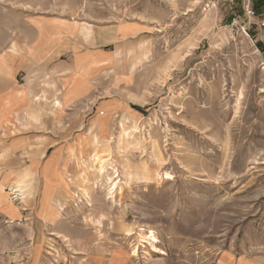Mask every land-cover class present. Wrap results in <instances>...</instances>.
I'll list each match as a JSON object with an SVG mask.
<instances>
[{
	"label": "rangeland",
	"instance_id": "rangeland-1",
	"mask_svg": "<svg viewBox=\"0 0 264 264\" xmlns=\"http://www.w3.org/2000/svg\"><path fill=\"white\" fill-rule=\"evenodd\" d=\"M210 1L0 0L14 30L61 22L78 40V98L51 114L70 85L36 69L41 99L0 132V264H264V27L248 0ZM47 162L72 195L52 218Z\"/></svg>",
	"mask_w": 264,
	"mask_h": 264
},
{
	"label": "crops",
	"instance_id": "crops-1",
	"mask_svg": "<svg viewBox=\"0 0 264 264\" xmlns=\"http://www.w3.org/2000/svg\"><path fill=\"white\" fill-rule=\"evenodd\" d=\"M14 27L9 22L0 21V132L10 130L11 122L13 124L25 123L24 116L33 113L36 99H41L40 96H35L40 92V88L30 76L35 73L36 69L48 68L53 72H58L70 85L68 89L63 84L66 92L62 91V97L55 98L51 114L55 116V112L62 110L64 105L72 104L78 98V40L72 34L75 27L48 20L24 26L21 30H14ZM92 30V26H89L82 32L89 34ZM38 105L43 106V101L38 100ZM26 123H28L27 120ZM90 126H93L94 130L99 131L101 135L98 147L107 135V121L105 118L95 117ZM76 146L78 150V142ZM45 154L44 145H39L33 151L32 163L14 182L17 192L22 191L29 181L34 179L38 171L33 167H36L46 157ZM56 172L57 164L47 162L43 170L45 184L40 214L48 218H52L54 213L61 210L62 203L59 204L58 195L72 198L70 186H65L62 179L58 180ZM57 174L59 175V172ZM87 177L89 179L88 174ZM76 179L77 186L83 185V180L78 179V174L71 176L69 184L74 183ZM56 182H61L63 186L59 187ZM21 194L23 195L19 192V195Z\"/></svg>",
	"mask_w": 264,
	"mask_h": 264
},
{
	"label": "built area",
	"instance_id": "built-area-1",
	"mask_svg": "<svg viewBox=\"0 0 264 264\" xmlns=\"http://www.w3.org/2000/svg\"><path fill=\"white\" fill-rule=\"evenodd\" d=\"M213 7L217 6L218 0H211L210 1ZM244 11L245 14L247 15L246 18H248L249 20V24H257L260 27H264V14L259 18L258 21H255L254 18L257 16H260L257 13V10L253 7V5L251 4V0H248V2L244 5ZM234 21H238L237 18H234Z\"/></svg>",
	"mask_w": 264,
	"mask_h": 264
},
{
	"label": "bare ground",
	"instance_id": "bare-ground-1",
	"mask_svg": "<svg viewBox=\"0 0 264 264\" xmlns=\"http://www.w3.org/2000/svg\"><path fill=\"white\" fill-rule=\"evenodd\" d=\"M118 183V182H117ZM117 186V184L115 183L114 184V188ZM152 237L151 238H153V240L155 239V240H158V239H156V236L154 235V233L151 235Z\"/></svg>",
	"mask_w": 264,
	"mask_h": 264
}]
</instances>
